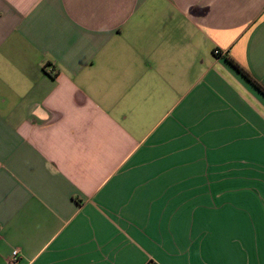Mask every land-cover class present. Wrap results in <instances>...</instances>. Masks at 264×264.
Returning <instances> with one entry per match:
<instances>
[{
	"label": "crops",
	"instance_id": "0c3cea01",
	"mask_svg": "<svg viewBox=\"0 0 264 264\" xmlns=\"http://www.w3.org/2000/svg\"><path fill=\"white\" fill-rule=\"evenodd\" d=\"M230 62L264 90V0H0V264H264Z\"/></svg>",
	"mask_w": 264,
	"mask_h": 264
},
{
	"label": "trees",
	"instance_id": "16d2710c",
	"mask_svg": "<svg viewBox=\"0 0 264 264\" xmlns=\"http://www.w3.org/2000/svg\"><path fill=\"white\" fill-rule=\"evenodd\" d=\"M231 66H233V68H235V70L240 73L249 83H251L261 94L264 95V90L257 85L250 77L249 75L246 73V71H244L242 68H240L239 66H237L236 64L230 62Z\"/></svg>",
	"mask_w": 264,
	"mask_h": 264
},
{
	"label": "built area",
	"instance_id": "2783aa9c",
	"mask_svg": "<svg viewBox=\"0 0 264 264\" xmlns=\"http://www.w3.org/2000/svg\"><path fill=\"white\" fill-rule=\"evenodd\" d=\"M213 54H214L216 57H218V56L221 55L220 51L217 50V49L214 50ZM8 264H20V263H19V256H18L17 251H13V252L11 253V256H10V258H9V260H8Z\"/></svg>",
	"mask_w": 264,
	"mask_h": 264
}]
</instances>
